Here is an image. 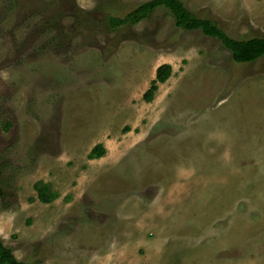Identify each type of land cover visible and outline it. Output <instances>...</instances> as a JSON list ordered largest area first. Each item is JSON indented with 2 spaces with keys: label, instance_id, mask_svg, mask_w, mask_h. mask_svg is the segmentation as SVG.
I'll return each mask as SVG.
<instances>
[{
  "label": "rangeland",
  "instance_id": "1",
  "mask_svg": "<svg viewBox=\"0 0 264 264\" xmlns=\"http://www.w3.org/2000/svg\"><path fill=\"white\" fill-rule=\"evenodd\" d=\"M147 1L0 0V238L20 262L264 264V57L234 63L164 7L107 26ZM181 1L264 38V0ZM39 181L68 196L39 204Z\"/></svg>",
  "mask_w": 264,
  "mask_h": 264
},
{
  "label": "trees",
  "instance_id": "2",
  "mask_svg": "<svg viewBox=\"0 0 264 264\" xmlns=\"http://www.w3.org/2000/svg\"><path fill=\"white\" fill-rule=\"evenodd\" d=\"M159 7H164L174 18L175 27L183 31H200L205 37L217 39L221 45L231 53L234 63L251 64L264 57V38L234 40L213 21L202 19L192 14L181 0H150L135 5L120 17H107V26L116 30L124 26H135L148 18ZM172 68L167 65L159 66L155 71V78L149 89L143 95V101L150 103L158 86L164 84L171 76ZM105 155L102 145H96L88 155L89 160L100 159ZM37 200L42 204H49L55 199L50 185L37 182L33 186ZM0 264H29L18 261L10 248L4 246L0 238Z\"/></svg>",
  "mask_w": 264,
  "mask_h": 264
},
{
  "label": "crops",
  "instance_id": "3",
  "mask_svg": "<svg viewBox=\"0 0 264 264\" xmlns=\"http://www.w3.org/2000/svg\"><path fill=\"white\" fill-rule=\"evenodd\" d=\"M101 159V158H100ZM100 159H93V160H89V161H98ZM45 183V182H44ZM46 184V183H45ZM48 185H50V188L52 190V192L55 194V199L49 203V204H42L40 203L38 200H37V196H36V200L39 204L41 205H59L61 202H63L65 200V198L68 196V192H57L55 189H54V186L53 184L51 185L50 183H48ZM70 203L66 204L65 203V206H69ZM116 212V211H115ZM118 214H120V210L117 211ZM117 212L115 213V216L118 215ZM116 217H119V216H116ZM129 233H133V234H130V235H127V234H124V236L122 234H119V235H116L114 236L115 238V241H113V244H110L111 246V250H113V253L115 255H124L126 254L127 251H130V248L133 246H137V243H138V235L136 236L135 233H138V231L136 230V228H133V227H129V230H128ZM142 243L143 244H148V241L145 239V238H142L141 239Z\"/></svg>",
  "mask_w": 264,
  "mask_h": 264
}]
</instances>
